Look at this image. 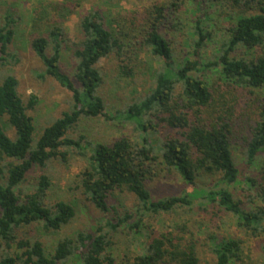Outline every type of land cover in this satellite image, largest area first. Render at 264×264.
Here are the masks:
<instances>
[{
    "label": "trees",
    "instance_id": "trees-1",
    "mask_svg": "<svg viewBox=\"0 0 264 264\" xmlns=\"http://www.w3.org/2000/svg\"><path fill=\"white\" fill-rule=\"evenodd\" d=\"M84 1L43 4L31 19L28 41L45 68L41 77L55 80L74 102L35 142L28 111L38 99L32 95L24 102L14 76L0 80V264H203L206 249L208 264H245L241 239L205 232L202 241L191 220L161 231L145 222L208 207L216 217L232 215L264 256V0H157L109 22L99 9L79 14ZM190 3L192 52L176 60L170 35L185 27L182 12ZM207 6L219 11L220 24L207 12L202 17ZM74 14L78 41L71 42L63 25ZM17 22L11 11L0 20V67L16 61L9 49ZM212 45L217 47L206 56ZM65 53L75 84L61 68ZM142 56L161 64L152 87L110 117L100 94L101 60L115 58L119 75L132 78L145 66ZM99 117L132 122L141 144L127 137L111 144L68 137L81 118ZM237 134L244 166L253 169L246 177L236 164ZM71 149L86 160L76 189L107 219L47 244L42 236L60 234L75 220L76 209L67 201L49 202L50 180L42 171L51 161L66 164ZM37 169L42 173L31 183ZM162 173H177L192 192L153 200L148 184ZM207 179L211 187L198 189ZM241 184L243 200L231 189ZM116 192L134 198L133 211L120 214L110 205ZM123 233L134 247L115 256L114 240Z\"/></svg>",
    "mask_w": 264,
    "mask_h": 264
},
{
    "label": "rangeland",
    "instance_id": "rangeland-1",
    "mask_svg": "<svg viewBox=\"0 0 264 264\" xmlns=\"http://www.w3.org/2000/svg\"><path fill=\"white\" fill-rule=\"evenodd\" d=\"M57 1L59 0H0V20H2L7 11H11L13 18L18 21L14 41L9 49L10 53L16 57V61L14 60L6 66L0 67V80L6 75H12L18 81V93L24 102H27L32 95L38 99L35 108L32 111H28V115L33 118V125L35 127L33 133L34 142L45 127L51 125L62 113L70 111L74 106L72 94L68 90L61 87L50 77H41L44 74L45 68L31 49L28 41L29 33H31V19L33 16L36 17V8L39 9L41 6L44 7L43 4ZM154 1L157 0H87L77 10L81 14L83 11L99 9L109 22L117 14L142 8ZM193 9L194 5L191 3L184 7L182 18L185 21V27L183 30L170 35L173 41V57L176 60H180L184 55L192 52L189 43L190 38L187 35H189L188 28L194 24L195 20ZM201 12L202 17L207 12L216 21L218 20L219 24L222 22V19L218 18L220 13L216 8L203 7L201 8ZM78 17V14L72 15L63 25L67 33L66 36L71 42L78 41V31L76 29ZM46 20L43 22L46 23ZM43 22L40 23L41 30H44L45 25ZM216 47L217 45L209 46L205 55L209 56L210 51ZM141 58L145 62V66L132 78H125L119 75L115 58L110 57L109 59L101 60L99 67L102 69L104 81L100 88V94L106 102V112L110 117L114 118L116 111L121 112L127 106L137 103L152 87L155 72L161 64L150 56H142ZM61 68L75 84L72 77L73 62L69 58L68 53H65L62 58ZM214 79L216 78L211 77L210 82ZM4 120L1 119V121ZM68 137L72 139L84 137L92 143L99 142L105 144H111L116 139L127 137L141 144L140 132L135 130V124L132 122H122L121 120L107 121L102 117L95 119L81 118L76 127L68 134ZM150 145L153 146L152 144ZM234 149L236 164L241 174L244 177L252 174V167L244 166L243 163L244 159L239 134H237ZM65 150L62 149V151ZM3 164V162H0V167ZM85 167L86 160L78 156L76 150L71 149L69 150L66 164L61 163L59 160L51 161L47 164L46 169L42 171L50 180L49 202L67 201L72 203L76 209L75 220L60 234H46L42 236L47 244L54 243L59 236H71L77 231L92 229L98 223L104 224L107 219L106 215L98 214L92 207L85 204L84 196L80 193V190L76 189L80 181L78 176ZM42 172L38 169L32 172L30 174V182L32 183V180L36 179ZM211 181L207 179L202 183H198V189L211 187ZM1 182L2 180L0 179ZM242 188H245L244 184L231 188L236 199L243 200L244 192ZM148 189L153 200L182 195L187 191L192 192L188 190V186L177 173H162L160 179H155L148 184ZM111 199L110 205L115 207L120 214H124L125 211L131 212L136 206L134 198L127 193L116 192ZM199 202L200 199L195 200V207L198 206ZM195 210L192 214H186L178 210L177 213L172 215L146 218L145 222L150 224L152 229L161 231L168 229L173 223H184L191 220L193 226L196 224V236L202 241L206 239V233L241 239L243 241L242 247L245 255V264H264V256L261 253L260 245L254 240L247 238L246 235L237 229L235 218L232 215L219 213V216L216 217L214 215L216 210L211 207L204 210H197L196 208ZM114 242L116 245L112 253L115 256H120L134 247L130 237L124 233L117 235ZM202 259L203 264L210 262L211 257L207 249L204 250Z\"/></svg>",
    "mask_w": 264,
    "mask_h": 264
}]
</instances>
